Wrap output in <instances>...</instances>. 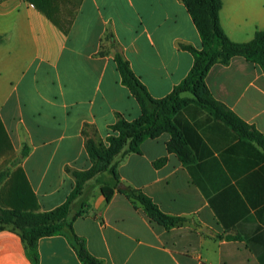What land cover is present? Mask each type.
Wrapping results in <instances>:
<instances>
[{"label":"crops","instance_id":"1","mask_svg":"<svg viewBox=\"0 0 264 264\" xmlns=\"http://www.w3.org/2000/svg\"><path fill=\"white\" fill-rule=\"evenodd\" d=\"M220 20L232 40L248 41L264 28V0H223ZM108 31L156 98L193 65L181 44L202 47L181 0H0V118L9 137L0 171L22 167L41 210L66 200L75 184L69 169L91 165L84 131L104 139L117 113L129 120L141 114L121 81ZM206 83L264 134L258 63L240 55L215 63ZM176 119L194 162L169 151L172 136L162 132L117 170L161 210L186 219L167 228L122 192L107 201L96 185L86 190V211L71 220L74 232L104 264H264V150L195 103ZM70 235L66 226L39 238V264H83ZM0 264H33L10 226L0 225Z\"/></svg>","mask_w":264,"mask_h":264},{"label":"trees","instance_id":"2","mask_svg":"<svg viewBox=\"0 0 264 264\" xmlns=\"http://www.w3.org/2000/svg\"><path fill=\"white\" fill-rule=\"evenodd\" d=\"M181 1L199 31L202 47L181 44L182 48L192 53L193 65L187 75L163 97H154L133 71L129 60L118 48L113 32L105 34V39L110 40L111 45L116 48L114 60L121 81L136 98L141 114L129 120L117 113V120L109 125L110 133L104 139L84 131L85 147L91 165L84 170L69 169L75 178V184L62 204L50 210H41L22 167L14 170L6 167L0 171V225L10 226L18 231L33 264H39L38 239L60 234L66 226L71 231V244L83 264H104L90 253L84 239L74 232L71 223L72 219L86 211V190L96 185L100 186L107 201L112 198L115 190L122 192L133 202L140 204L151 220L167 228L186 219L164 212L142 190L127 185L121 179L117 166L127 154L139 152L140 145L146 138L156 137L162 132H169L172 136L167 144L169 151L176 152L184 164L194 162L196 158L176 119V114L190 103L197 104L212 118L231 127L239 137L254 141L264 150V134L216 99L206 83L207 73L215 63H228L237 55L258 63L264 69V28L257 29L253 38L248 41H234L221 25L220 10L223 0ZM5 142L9 143V137L0 118V150ZM27 148L24 147L22 156L28 153ZM164 160L165 157L158 160L157 164Z\"/></svg>","mask_w":264,"mask_h":264},{"label":"rangeland","instance_id":"3","mask_svg":"<svg viewBox=\"0 0 264 264\" xmlns=\"http://www.w3.org/2000/svg\"><path fill=\"white\" fill-rule=\"evenodd\" d=\"M3 146H4V147H6V146H7L6 142H5V143H3Z\"/></svg>","mask_w":264,"mask_h":264}]
</instances>
